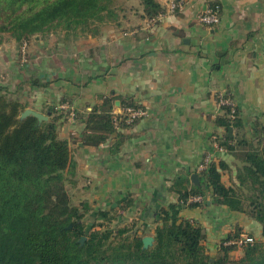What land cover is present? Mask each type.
I'll use <instances>...</instances> for the list:
<instances>
[{"label":"crops","instance_id":"obj_1","mask_svg":"<svg viewBox=\"0 0 264 264\" xmlns=\"http://www.w3.org/2000/svg\"><path fill=\"white\" fill-rule=\"evenodd\" d=\"M157 1L165 15L152 27L141 0H121L117 17L98 34L36 35L28 40L26 62L17 47L8 49L12 43L0 50V86L25 108L49 118L50 107L63 114L59 135L76 163L69 189L73 202L88 209L86 222L102 221L98 212L108 211L116 215L112 226L135 225L144 236H154L162 208L179 202L180 187L201 183L199 165L208 153L225 164L223 183L238 186L243 148L213 144L214 136L236 134L217 123L224 114L220 92L235 99L249 143H259L264 126V0H220L221 20L210 27L199 20L210 0H179L182 8L174 11L167 10L171 0ZM107 96L114 111L132 103L148 105V114L131 124L120 121L105 142L89 144L82 116ZM202 188L200 200H189L198 203H188L180 215L203 228L209 253L238 227L262 238L259 221Z\"/></svg>","mask_w":264,"mask_h":264},{"label":"trees","instance_id":"obj_2","mask_svg":"<svg viewBox=\"0 0 264 264\" xmlns=\"http://www.w3.org/2000/svg\"><path fill=\"white\" fill-rule=\"evenodd\" d=\"M120 3L0 0V31L18 29L27 40L57 30L68 35L98 34L104 22L117 17ZM141 3L149 17L165 10L157 0ZM209 6L221 15L220 0H210ZM3 89L0 86V264H264V126L258 129L259 143H249L238 107L233 116L229 106H222L224 114L217 119L227 131L236 130L233 137H218L219 144L231 151L244 150L238 186H226L221 172L225 164L210 161L200 171L203 182L190 189L180 187L179 202L160 210L155 241L144 247V234L135 225L112 226L116 215L108 211L98 212L96 218L102 221L88 224V209L73 202L68 184L76 163L68 140L59 135L63 114L50 107L48 120L39 121L33 115L22 119L27 104L8 98ZM129 105L133 104L125 106ZM114 107V98L107 96L82 116L85 142L99 145L115 131ZM202 183L218 194L221 203L259 221L262 238L241 246L223 242L215 255L209 253L203 228L180 215L185 205L198 203L189 200L204 194ZM241 232L238 227L226 241ZM239 247L243 250L240 255L235 253Z\"/></svg>","mask_w":264,"mask_h":264},{"label":"built area","instance_id":"obj_3","mask_svg":"<svg viewBox=\"0 0 264 264\" xmlns=\"http://www.w3.org/2000/svg\"><path fill=\"white\" fill-rule=\"evenodd\" d=\"M182 8V5L180 2H177L176 0H171L169 1V3L167 4V10L169 11H174L177 9ZM165 15V11H162L160 13H158L157 15L151 16L147 18V26L148 27H152L154 26L156 23H158ZM199 20L204 23L207 26H214L219 24L221 18L220 15H218L217 11L209 6V2L206 5V8L201 12L200 16H199ZM21 54H22V59L23 61L27 60L28 57V42H24L22 50H21ZM220 103L222 106H229L231 111H230V115L235 114L236 108H237V104L235 102V99L228 93L226 92H220V97H219ZM62 108H68V106L66 104L61 105ZM148 110L149 107L148 105H129V106H125L122 110H120L119 112L114 111V122L115 125H117L120 121H124L127 124H131L133 122H135L136 120L146 116L148 114ZM68 114L71 117H74L76 112L74 109L71 110H67ZM120 114L122 115V117H120ZM214 142V147L217 150H224L225 147L219 144V140L217 136H214L213 138ZM210 161H212V153H208L206 155V157L204 158V160L202 161V163L199 165V170H206L209 166ZM202 198L201 195H195L191 197V200H200ZM256 240V237L254 235H252L251 233H249L248 231H242L238 237H235L229 241H226L225 244H230V243H234L237 244L239 246L248 243V242H254Z\"/></svg>","mask_w":264,"mask_h":264},{"label":"rangeland","instance_id":"obj_4","mask_svg":"<svg viewBox=\"0 0 264 264\" xmlns=\"http://www.w3.org/2000/svg\"><path fill=\"white\" fill-rule=\"evenodd\" d=\"M31 39H33V37ZM26 41L29 42L27 39H24V37H22L21 31L18 29H9L8 31H3V32L0 31V50L5 52V50L7 49L6 45H8V44L10 45V43H12V47L8 46V49H11V48L13 49V48L17 47L18 53H19V60L21 62L27 61V60L23 61L22 54H21L23 44ZM17 48H16V50H17ZM14 51L15 50H12L13 53H14ZM3 92L8 96V98L18 99L17 94L14 92H11L8 89H3ZM68 187H69V184H68ZM242 253H243V250L239 249V252L236 254L240 255Z\"/></svg>","mask_w":264,"mask_h":264},{"label":"water","instance_id":"obj_5","mask_svg":"<svg viewBox=\"0 0 264 264\" xmlns=\"http://www.w3.org/2000/svg\"><path fill=\"white\" fill-rule=\"evenodd\" d=\"M29 115H33L35 117H37L39 119V121H42V120H48L49 119V115L48 114H45V113H42L34 108H31V107H27L25 108L21 114H20V118H25ZM232 133V128H230V134ZM192 180L195 181V182H199V177H198V174L197 173H194L192 175ZM72 226V224H69L68 228H70ZM86 237L83 236L80 241L83 243L85 241ZM155 241V237L152 236V235H145L143 237V242H144V247H148L150 245H153Z\"/></svg>","mask_w":264,"mask_h":264}]
</instances>
